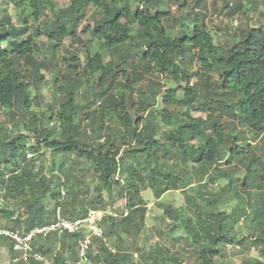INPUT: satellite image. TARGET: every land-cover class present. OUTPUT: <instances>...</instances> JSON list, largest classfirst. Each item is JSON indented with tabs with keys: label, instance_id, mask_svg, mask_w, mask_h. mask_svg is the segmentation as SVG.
<instances>
[{
	"label": "trees",
	"instance_id": "obj_1",
	"mask_svg": "<svg viewBox=\"0 0 264 264\" xmlns=\"http://www.w3.org/2000/svg\"><path fill=\"white\" fill-rule=\"evenodd\" d=\"M4 3L15 5L22 22L15 25L8 16L0 18V110H7L11 121L21 120L9 130L0 124V200H12L15 206L23 209L25 218L22 221L19 216L15 219V211L1 208L0 221L12 220V225L0 223V226L29 230L52 219L53 211L46 216L43 201L49 195L54 200L60 196V188L65 183L60 182L58 174L47 178L42 174V168L37 167L34 172L36 165L26 158V153L35 154L38 147L43 146L53 154L85 159L103 191L111 195L113 190H118L117 194L124 199L126 215L118 220L104 219L105 235L116 236L122 231L130 235L131 231H138L147 212V204L141 196L147 185L156 200L166 192L180 190L187 195H196L202 201L193 199L192 208L188 209L191 216L172 207L165 208L163 213L170 221L172 231L182 229L186 233L184 246L195 248L198 264H233L224 256L227 246L257 251L258 257H246L240 264H264V162L249 149V144L240 145L247 139L243 132L234 128V123L240 120L253 138L264 141V10L262 22L255 27L236 28L232 44L223 49L214 45L210 32L192 8L185 15L196 21L191 28L184 23V18L179 20L180 17L169 19L174 28L178 27L176 32L173 27H166L163 21L169 14L159 10L163 0H70L64 8H57L54 0H5ZM188 4L185 0L180 6L186 8ZM198 4L196 0L195 5ZM236 6L233 13L241 10L240 3ZM89 7L96 10L89 15L92 23L84 31L97 40L99 51L92 54L87 50L83 67L88 77L98 75L96 96L102 97L103 103L86 115L92 125L91 136L86 138L82 132L83 120L78 118L79 106L75 102L80 77L74 74V66H68L71 74L65 78L70 83L54 89V96L62 95L64 101L55 109L53 103H48L46 111L41 112V120L37 119L36 112H31L38 104L31 87L38 90L42 81L40 71L44 67L38 60L40 50L36 40L45 37L50 42L48 51L53 55L65 39L78 42L79 29ZM132 24L141 30L143 39L142 48L136 55L128 51L130 44L135 42ZM102 50L115 54L117 62H105ZM136 56L139 60L135 62ZM195 58L200 61L198 92L188 85L191 76H197L188 69ZM126 59L132 61V70L124 77L122 90L115 94L113 85L119 72L124 73V70L116 69ZM212 74L217 77L215 80ZM145 76L163 77L176 84L185 82L183 95L176 98L173 90L165 91L163 113L157 114L151 109L153 104H149V98L138 92V108L132 116L125 110L126 98L132 99L126 92ZM57 81L55 79L54 83ZM150 83L158 85L152 80ZM197 100L207 111L204 117L190 116L188 111L181 114L185 117H180L179 112L170 110L175 105L195 108L192 104ZM92 102L86 101L87 106ZM110 114L115 115L119 127L116 130L107 127L108 137L105 138V123ZM224 118L228 120L226 126L222 123ZM163 127L168 129L157 138L156 132ZM9 132L16 134L8 139ZM116 140L127 147L124 154H120V149L115 146ZM262 150L264 155V147ZM172 154L180 162H169ZM122 156L131 162L120 168ZM228 158H234L240 164L245 162V176L241 182L222 172L221 166L230 162ZM196 166L200 167L198 171L193 170ZM64 168L65 162H60L58 171L64 174L70 187L61 202L62 216L81 217L89 209H95L99 200L89 202V209H85L86 202L74 191L73 170ZM189 168L195 175L200 171L202 176L209 177L210 185L199 182L196 186L180 188L181 180L189 175ZM209 170H214L212 175ZM120 171L122 180L117 177ZM223 178L235 189L232 197L237 203L229 213L219 210V206L228 201V197L222 200L225 191L213 185ZM201 188L207 191L203 193ZM66 195L70 198L67 203ZM240 220L246 222V237L235 233L234 228ZM77 238L78 235L65 233L61 239L64 247L73 253ZM56 240V235L41 240L37 251L48 259L51 243ZM45 247H48L47 251ZM102 250L107 254L104 264H121L132 258L129 254ZM94 257L93 260H99L98 256ZM148 258L149 264L167 262L158 247L151 249ZM50 262L65 264L56 254ZM29 264L40 263L30 260Z\"/></svg>",
	"mask_w": 264,
	"mask_h": 264
},
{
	"label": "rangeland",
	"instance_id": "obj_2",
	"mask_svg": "<svg viewBox=\"0 0 264 264\" xmlns=\"http://www.w3.org/2000/svg\"><path fill=\"white\" fill-rule=\"evenodd\" d=\"M185 0H163V5L159 8L160 11L168 12L167 18L163 21V24L166 27H173L170 18L176 19L180 17L179 20L184 18V23L191 28L194 23V19L192 17H186L185 15L190 11V8L194 9V13L199 15V21L203 22L206 29L210 32L214 45L220 48H227L232 44V35L234 31L235 35L237 34L236 28L240 26L249 25L251 27L257 26L260 22H262L261 13L263 12V1L262 0H198L199 4L195 5L196 0H187L189 1L188 7L181 8L180 4ZM5 0H0V18L9 17L11 22L15 25L21 24V19H19V10L12 3H4ZM57 8H64L70 4V0H54ZM240 3L241 10L239 12H234L233 9L237 7L236 5ZM225 5L229 6L225 8ZM233 7H230L232 6ZM96 9L89 7L87 10V16L83 19L82 25L79 29V41H71L70 39H65L61 45L56 49L54 55L48 51V47L50 42L45 37H39L35 44L40 50V56L38 60L44 64L43 69L40 71L42 76L41 85L38 90L31 87V93L37 100V107H32L31 112H36L37 119L41 120V112L46 111L47 104L53 103L55 105L54 109L57 108L63 101L64 97L62 95L54 96V89L58 86H66L70 81H67V75L71 74L68 70V66H74L76 68V73L80 77V83L77 88V94L75 102L79 106V116L78 118L82 119V132L86 138L91 136V128L92 125L86 119V115L91 113L93 110H96L102 105V97H97L96 92V81L98 79V75L93 77H88L84 72V64H85V56L87 50H89L92 54L99 51V43L97 40L93 39V37L85 32V28L89 26L92 22L89 19V15L94 12ZM155 10H152L154 12ZM22 14H25L23 11H20ZM28 12V11H26ZM185 16V17H184ZM204 16V17H203ZM41 24V23H40ZM131 34L132 39L135 42H132L129 46V50L132 55H136L140 52L143 44V39L140 37L141 30L132 24L131 26ZM174 28V27H173ZM178 28V27H177ZM177 28L175 27L173 30L176 32ZM104 56V61L109 62L114 60V54L111 55L108 51L102 50L100 51ZM122 52V50H120ZM46 57V59L44 58ZM139 60V56L135 57V62ZM117 62V59L114 60ZM130 59H126L125 63L119 66L117 70H124V73L119 72L116 82L113 85L112 92L115 94H119L120 88L124 82V77L127 76L132 68H131ZM199 64L200 61L198 58L189 64L188 69L192 74L197 73V76L192 75L190 81L188 83L189 87H191L194 91H199ZM213 80L217 77L215 74H212ZM58 81L54 83V80ZM108 80V79H107ZM150 80L158 83L157 86L152 85ZM106 86V85H105ZM185 88V82H181L176 84L172 80L163 78V77H150L145 76L144 79L140 80L138 83L133 85V89L127 90L126 94L130 95L132 99L126 98L125 110H127L130 115H135V110L138 108V92L143 93L149 98V104H153L152 108L155 110L157 114L163 113L164 106L162 105V97L163 93L168 90H173L176 94V98H180L183 95V90ZM121 89V90H120ZM86 101H93L91 105L87 106ZM102 102V103H101ZM197 101L192 104L195 108H185L181 106H171L170 110H174V112H179L180 117H185L181 115L183 112L188 111L190 116H201L204 117L207 113L204 106H201ZM101 103V105H100ZM133 104V107H131ZM150 109V110H151ZM165 114V113H164ZM146 115V114H145ZM108 120L105 123V138L108 137L107 127L111 129H117L119 127V121H117L115 115L110 114L107 116ZM182 119V118H181ZM21 119L11 121L9 119V114L7 110H0V124H3L9 130L10 127L17 124V121ZM228 120L224 118L222 121L223 125L226 126L225 122ZM157 123L160 124V120L157 119ZM240 120H237L235 124V129L238 132H243L244 136L247 140L240 143L241 146H246L249 144V149L253 150L256 157L259 158L260 161L264 162V155L262 148L264 147V141H259L253 138L252 134L246 131L245 127L242 126ZM45 128H50V126L44 125ZM230 127H228L229 129ZM167 127H163L159 131L156 132L155 136L157 138H161V133L164 130H167ZM230 131V130H229ZM227 131V133L229 132ZM143 133V130L141 131ZM16 133L8 134V139L13 137ZM29 138V137H28ZM32 139H30V144L32 145ZM103 142V141H99ZM116 147L120 149V154H124L127 150V147L121 145L117 140L114 141ZM36 146V145H35ZM263 146V147H261ZM248 149V150H249ZM26 158L33 162L36 165L34 172H36L37 167L43 169V175L47 178L50 175L61 177L60 182H64L65 185L60 188L61 193H67L70 191V187L64 177V174L58 171V165L60 162H65V170L70 167L73 171L72 179L75 182V192H79L80 200H84L86 204H84L85 209H89L88 203L91 201L96 202L99 200L96 208H113L118 216H125V203L124 199L121 198L118 194V190H113L111 195L107 194L100 188L96 178L92 174V172L88 169L89 164L85 159L77 158L74 155H59L53 154L50 149H45L43 146H39L38 150L34 153H26ZM169 162L176 163L180 162L175 158V155L172 154L168 158ZM230 161L228 164L222 165V172L233 176L235 179H238L239 182L243 180L245 176V162L238 163L234 158H228ZM131 160L121 157L120 160V168H123L130 163ZM191 166V163L189 164ZM143 166V165H142ZM142 166L138 167L139 169ZM180 166V165H179ZM182 166V165H181ZM193 166V165H192ZM191 166V167H192ZM199 166L193 168V170H199ZM191 168L187 171L189 175L183 180H181L180 188L183 189V185L187 186H196L199 182L203 184L210 185V178L202 176V173L199 171L198 174H194V171L190 172ZM140 171V170H139ZM214 170H209L211 175ZM142 175H145V172H141ZM123 173L120 171L118 173V179L122 180ZM189 179V181H188ZM212 185V184H211ZM214 186H220L225 193L223 194L224 200L228 197V201L222 203L219 206L220 211H225L227 213L230 212V208L236 205V200L232 197L235 193L234 187L229 186V181L227 179H222L217 182H213ZM213 186V187H214ZM208 188H211L208 186ZM97 189L101 190L98 192ZM230 189V192H229ZM250 190L255 191V189L251 188ZM201 191L205 193L207 189H202ZM237 192V191H236ZM239 193V192H238ZM264 193V192H263ZM143 200L147 204V212L144 215V221L141 226H139L138 231H131V234L128 235L123 231L118 233L116 236H108L105 235L108 241V246H104L100 243H96L97 252L92 255V261L96 264H104L105 256L107 254L102 250V248H106L111 254L115 253H124L131 255L130 261H125L121 264H149L150 259L148 256L150 255L151 249L160 248L162 250V256L164 260H166V264H198L197 254L194 247L188 248L184 246V243L187 241L186 233L182 229H178L172 231L170 221L164 216V209L167 207H172L173 209H182V212L187 216H191L189 208H192V203L194 200H198L195 202L202 201L201 198L199 200L198 196L187 195L179 191L166 192L162 195L159 200H156L153 193L151 192L149 186H146V189L141 194ZM70 201L68 195H66L65 203ZM54 199L51 198V195L46 196L43 201V207L45 208L46 216L52 210ZM93 202V203H94ZM97 203V202H96ZM202 204H205L203 202ZM6 209L9 211H15V219L18 218L20 221L24 220L25 213L23 214L22 208H18L15 206L12 200L5 201L0 200V209ZM18 210V211H17ZM118 217L117 220L120 218ZM116 220V219H115ZM12 220L4 221L1 220L0 223L4 225H12ZM20 227L22 225L20 224ZM235 233L242 237H246L248 235V230L246 227V222L240 220L239 223L235 226ZM239 236V237H240ZM64 240L57 239L55 242L51 243V251L48 253L47 257L51 259L52 255L56 254L57 257H62L65 261V264H74L76 254L75 247L73 248V253L66 247H64ZM48 247H45L44 250L47 251ZM6 252L2 254L1 257H6ZM100 255V256H99ZM94 256H98L99 260H93ZM226 260L233 264H240L245 260L246 257H258L257 251L255 249L246 250L243 246H227L225 248ZM48 258V259H49ZM49 259V260H50ZM264 262V259H263Z\"/></svg>",
	"mask_w": 264,
	"mask_h": 264
},
{
	"label": "built area",
	"instance_id": "obj_3",
	"mask_svg": "<svg viewBox=\"0 0 264 264\" xmlns=\"http://www.w3.org/2000/svg\"><path fill=\"white\" fill-rule=\"evenodd\" d=\"M64 196L65 194L61 193L54 200L52 219L42 226L29 230L0 226V264H29L30 260L40 264H51L49 259L37 251V245L51 235H56L57 239H60L65 233L78 235L74 264H96L91 260L92 255L97 252L96 243L108 246L103 220L117 219L120 216L113 208H95L89 209L81 217H64L61 207ZM4 252L6 257L3 258L1 256Z\"/></svg>",
	"mask_w": 264,
	"mask_h": 264
}]
</instances>
